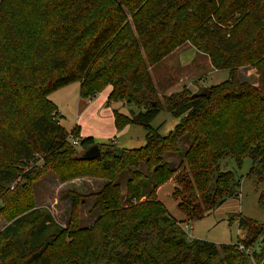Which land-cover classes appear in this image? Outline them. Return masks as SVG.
I'll return each mask as SVG.
<instances>
[{
    "label": "trees",
    "instance_id": "trees-1",
    "mask_svg": "<svg viewBox=\"0 0 264 264\" xmlns=\"http://www.w3.org/2000/svg\"><path fill=\"white\" fill-rule=\"evenodd\" d=\"M188 43L230 77L210 97L185 89L161 98L151 69ZM245 67L258 71L257 84L239 79ZM73 83L83 99L110 86L108 106L131 109L114 110L115 126H142L146 144L125 149L81 138L79 126L69 132L50 95ZM162 111L180 119L168 136L151 125ZM95 145L100 158L84 159ZM170 154L182 158L178 175ZM227 158H250L248 176L264 182V0H0V215L11 221L0 232V264H264V223L231 220L249 235L245 250L262 237L263 248L247 254L190 238L157 199L176 176L180 211L187 221L204 218L238 196L240 182L221 166ZM24 163L33 166L25 171ZM46 171L61 183H105L91 195L70 192L62 227L33 202L31 185ZM87 197L100 216L84 228Z\"/></svg>",
    "mask_w": 264,
    "mask_h": 264
},
{
    "label": "rangeland",
    "instance_id": "rangeland-1",
    "mask_svg": "<svg viewBox=\"0 0 264 264\" xmlns=\"http://www.w3.org/2000/svg\"><path fill=\"white\" fill-rule=\"evenodd\" d=\"M202 55L188 43L180 51L159 63L153 70L154 84L159 96L162 98L182 92L185 89L190 90L192 86L196 87L197 85L209 89L229 79V70H215L208 61L209 58ZM237 74L242 82L250 84H257L260 79L258 71L250 67L238 69ZM109 91L111 92V87L107 86L92 99L91 104L85 105L83 101L80 106V84L73 83L51 94L50 100L57 106L58 112L62 115H59L61 125L69 132L75 126H79L81 138L94 137L98 142L103 143H109L112 139L123 143H129L130 141L133 142V149L140 148L143 145L134 142L142 140L145 128L138 125H128L123 129H118L115 126L114 110L130 115L131 109L123 103H115L112 106L103 104V96ZM135 112H138V110ZM162 112L164 114L168 113L167 111ZM164 114L160 117V123L165 121ZM112 119L114 122L111 125ZM171 123L172 121L169 120L163 130V133L167 136L174 130ZM129 126L133 130H125ZM188 147L189 142L186 137H183L180 145L181 153L186 152ZM78 150L81 151L80 148ZM166 160L177 171L176 175L183 170L182 158L179 154L167 155ZM32 166L33 164L24 163L22 169L28 171ZM221 166L223 169L232 171L236 181L240 182L238 196L228 198L221 206L204 218L186 221V216L178 207L179 202L173 197L176 176L164 184L158 193L159 197L157 196V199L165 205L172 217L181 222L190 238L205 240L218 245L238 244L239 249L242 250L241 247H244L242 242L248 239L249 235L246 231L240 229L238 221L232 222L231 220L242 217L264 223V206L260 204V195L264 192V182H259L255 177L248 176L252 167L250 158L244 159L241 165H238L235 160L227 158L221 161ZM139 170L145 172V165H142ZM128 177L127 172H124L120 178V184L124 191L126 190ZM104 183L103 179L91 176L61 183L54 172L46 171L42 177L31 185L33 202L37 209L50 212L62 227H68L72 206L70 192L78 191L85 195H91L97 193ZM0 204L4 207L1 199ZM93 206L94 198L87 197L80 214L81 227H92L99 218L100 211L93 209ZM10 223L11 221L1 213L0 232ZM261 243L262 237L250 247L251 250L249 248L245 250L244 248L242 251H246L247 254L254 251L259 252L263 248ZM247 264L255 263L249 257Z\"/></svg>",
    "mask_w": 264,
    "mask_h": 264
},
{
    "label": "crops",
    "instance_id": "crops-1",
    "mask_svg": "<svg viewBox=\"0 0 264 264\" xmlns=\"http://www.w3.org/2000/svg\"><path fill=\"white\" fill-rule=\"evenodd\" d=\"M183 47V46H182ZM182 47H180L179 49H177V50H175L171 55H169L168 57H170V56H172V55H174L175 53H177V51H180V49L182 48ZM203 57H205L206 55H202ZM168 57H166L163 61H165ZM207 57V56H206ZM208 61H210V59L208 60ZM210 63H211V61H210ZM158 65V64H157ZM156 65V66H157ZM212 65V64H211ZM156 66H154L152 69H151V75H152V78H153V70H154V68L156 67ZM213 67V66H212ZM216 70V69H215ZM153 81H154V79H153ZM194 85H196V84H194ZM202 88H207V87H200V86H196V87H194V86H192L191 88H190V90H191V92L192 93H194V94H197L198 92H199V90L200 89H202ZM111 90H112V88H111ZM197 91V92H196ZM109 94H110V91H109V93H106L104 96H103V101H102V103L103 104H105V105H108L107 103H108V96H109ZM84 101V103H85V105H88V104H91L92 103V99H83V98H81L80 97V99H79V103H80V106H81V103ZM113 104H115V103H113ZM112 104V105H113ZM111 105V106H112ZM60 114V113H59ZM162 114H164V112H162V113H160L158 116H157V118L152 122V127L154 128V129H156V128H158L159 129V132L161 133V135H163V136H167L166 134H164L163 133V130H164V128H165V126H166V124H167V122L170 120V121H172V126H173V128L176 126V124L180 121V119H178V118H175V117H173L170 113H165L164 115L165 116H163L164 118H165V121H166V123H160V117H161V115ZM61 115V114H60ZM62 116V115H61ZM113 122H114V120L112 119V121L110 122L111 123V125L113 124ZM133 130L132 128H130V126H129V128L127 127V129H125V130ZM145 133V134H144ZM146 131L144 130L143 131V138H142V140H136L134 143H137V144H141V145H145L146 144ZM144 136H145V138H144ZM94 138V137H93ZM95 139V141H96V143H98V144H105V143H103V142H98V140L96 139V138H94ZM134 140V139H133ZM111 141H114L118 146H120V147H122V148H125V149H133V147H132V145H133V142H130L129 141V143H127V142H125V143H123V142H119V141H117L116 139H112ZM132 141V140H131ZM142 147V146H141ZM164 186V185H163ZM162 186V187H163ZM162 187H160L159 189H158V191H157V196L159 197V195H158V193H159V191H160V189L162 188ZM186 221H187V219H186Z\"/></svg>",
    "mask_w": 264,
    "mask_h": 264
},
{
    "label": "water",
    "instance_id": "water-1",
    "mask_svg": "<svg viewBox=\"0 0 264 264\" xmlns=\"http://www.w3.org/2000/svg\"><path fill=\"white\" fill-rule=\"evenodd\" d=\"M196 96L199 97H210L211 91L208 88H202L199 90ZM101 156V151L98 145L93 146L83 154V158L87 160L98 159ZM3 209V206L0 204V211Z\"/></svg>",
    "mask_w": 264,
    "mask_h": 264
},
{
    "label": "built area",
    "instance_id": "built-area-1",
    "mask_svg": "<svg viewBox=\"0 0 264 264\" xmlns=\"http://www.w3.org/2000/svg\"><path fill=\"white\" fill-rule=\"evenodd\" d=\"M73 144H74V145H77L78 143H77V141L73 140ZM241 249L243 250L244 247H241Z\"/></svg>",
    "mask_w": 264,
    "mask_h": 264
}]
</instances>
